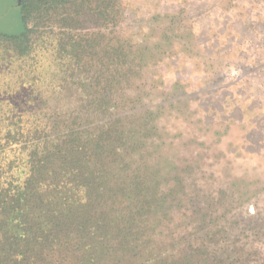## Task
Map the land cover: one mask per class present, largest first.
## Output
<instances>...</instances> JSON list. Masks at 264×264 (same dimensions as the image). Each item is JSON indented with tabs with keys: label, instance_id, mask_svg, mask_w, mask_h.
I'll list each match as a JSON object with an SVG mask.
<instances>
[{
	"label": "trees",
	"instance_id": "1",
	"mask_svg": "<svg viewBox=\"0 0 264 264\" xmlns=\"http://www.w3.org/2000/svg\"><path fill=\"white\" fill-rule=\"evenodd\" d=\"M32 2L23 33H0V264H264V213L236 211L263 186L172 226L185 168L150 149L167 106L132 91L167 51L113 35L122 0Z\"/></svg>",
	"mask_w": 264,
	"mask_h": 264
},
{
	"label": "rangeland",
	"instance_id": "2",
	"mask_svg": "<svg viewBox=\"0 0 264 264\" xmlns=\"http://www.w3.org/2000/svg\"><path fill=\"white\" fill-rule=\"evenodd\" d=\"M18 2L0 0L1 34L19 35L25 30L20 5L35 3ZM121 4L125 17L113 35L143 42L152 53L167 51L160 66L147 68L138 81L139 90L132 91L150 92L144 95L146 102L167 106L156 121L159 134L150 149H157L156 156L169 164L175 161L185 168L186 192L184 200L172 207V226L182 230L184 215L199 206L217 213L233 208V195L242 194L247 186H263L261 195L236 211L264 213V0H122ZM174 13L181 19L173 24L169 17ZM92 26L86 23L84 29L91 31ZM165 30L177 39H166ZM187 89L189 100L181 93ZM70 99L78 101L77 95ZM178 100L191 105L188 119L187 111L178 110L185 109L175 104ZM197 104L205 110L194 112ZM222 116L233 120L223 122ZM191 199L196 203H188Z\"/></svg>",
	"mask_w": 264,
	"mask_h": 264
},
{
	"label": "water",
	"instance_id": "3",
	"mask_svg": "<svg viewBox=\"0 0 264 264\" xmlns=\"http://www.w3.org/2000/svg\"><path fill=\"white\" fill-rule=\"evenodd\" d=\"M20 2V0H18Z\"/></svg>",
	"mask_w": 264,
	"mask_h": 264
}]
</instances>
